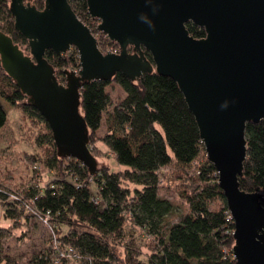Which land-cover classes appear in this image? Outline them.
Instances as JSON below:
<instances>
[{"label": "trees", "instance_id": "16d2710c", "mask_svg": "<svg viewBox=\"0 0 264 264\" xmlns=\"http://www.w3.org/2000/svg\"><path fill=\"white\" fill-rule=\"evenodd\" d=\"M68 2L95 38L99 36L102 52L103 43H114L97 29L98 19L89 15L86 0ZM31 4L43 9L44 0ZM186 29L193 38L205 36L203 28L190 22ZM0 31L29 53L27 40L14 27L10 0H0ZM144 55L150 60L146 51ZM44 57L60 84L65 83V69L80 68L74 47L64 54L47 50ZM112 82L125 93L118 102L107 91ZM1 100L38 125L31 138L41 152L28 159L53 173L45 185L30 184L19 195L0 187L1 215L15 222L12 228L19 219L38 217L52 230L48 246L24 264H140V254L129 245L119 248L127 225L152 236L149 243L154 245L146 264H237L232 253L234 224L227 220L217 172L206 158L194 116L172 78L152 72L130 80L118 72L110 80L83 85L80 111L88 128V148L91 151L92 138L103 129L99 140L122 167L97 166L94 175L80 161L57 155L47 123L0 64V134L8 121ZM245 138L239 185L246 192L264 195V121L246 123ZM173 162L192 166L189 177L196 182L192 191L181 195L187 212L179 215H174L173 202L159 193V173ZM216 200L221 206L215 209ZM6 230L0 225V264H20L2 255L5 235L1 231Z\"/></svg>", "mask_w": 264, "mask_h": 264}, {"label": "water", "instance_id": "95a60500", "mask_svg": "<svg viewBox=\"0 0 264 264\" xmlns=\"http://www.w3.org/2000/svg\"><path fill=\"white\" fill-rule=\"evenodd\" d=\"M97 29L116 43L102 52L68 0H10L15 29L29 55L0 31V64L47 123L57 155L71 157L91 175L81 89L118 72L130 80L156 72L178 85L196 121L207 160L232 217L237 264H264V195L240 188L246 158L245 126L264 121V0H86ZM192 23L205 31L193 38ZM78 53V71L65 69L60 84L44 54ZM129 48L132 52H129ZM146 51L150 60L144 55Z\"/></svg>", "mask_w": 264, "mask_h": 264}, {"label": "rangeland", "instance_id": "374dc122", "mask_svg": "<svg viewBox=\"0 0 264 264\" xmlns=\"http://www.w3.org/2000/svg\"><path fill=\"white\" fill-rule=\"evenodd\" d=\"M29 1L33 3V0ZM97 37L99 38V36ZM112 45L113 43H103L104 52L109 51ZM74 70L78 71L79 69ZM107 91L115 102L120 101L125 95L119 85L114 82L107 86ZM1 101L7 112L8 121L0 134V187L11 195H19L17 192H22L30 184L45 185L53 173L47 171L40 164L34 165L28 159L30 155L41 152L35 146L34 139L31 138L38 125L31 123L30 120L27 121L19 109L13 108L4 100ZM103 134V129H100L96 132L97 139L93 137L91 140V151H93L91 153L96 158L97 166L101 167L106 164L113 170L122 169L114 163L112 154L100 142L99 139ZM201 160L202 156L198 161ZM193 169L192 166L182 167L173 162L159 173V177L162 179L159 193L162 197L173 202L174 215L187 212V206L181 195L196 187V182L189 177ZM220 206L219 200L212 204V208L215 209ZM1 212L2 207L0 206V225L7 228L6 231H1L5 235L2 241V255L6 254L14 261L24 264L34 253L48 246L52 238V230L45 226L43 220L38 217H32L25 221L19 219L18 223L14 225L16 227L12 228L10 225L15 222L5 220ZM151 238L152 236L142 233L138 228H131L127 225L126 234L121 240L119 248L129 245L135 254H140V264H146L148 255L151 253L150 249L154 245L153 242L149 243Z\"/></svg>", "mask_w": 264, "mask_h": 264}, {"label": "built area", "instance_id": "2783aa9c", "mask_svg": "<svg viewBox=\"0 0 264 264\" xmlns=\"http://www.w3.org/2000/svg\"><path fill=\"white\" fill-rule=\"evenodd\" d=\"M119 51H120L119 46L113 43L112 47H111V48L109 49V51H107V52H110V53H113V54H117V53H119ZM94 202H97V200L94 199ZM227 220H232V217H231L229 211H228V217H227ZM232 221H233V220H232ZM44 222H46V220H44Z\"/></svg>", "mask_w": 264, "mask_h": 264}]
</instances>
